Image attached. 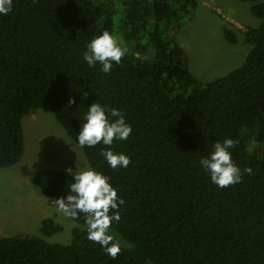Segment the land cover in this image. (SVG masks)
Returning <instances> with one entry per match:
<instances>
[{"label": "trees", "instance_id": "16d2710c", "mask_svg": "<svg viewBox=\"0 0 264 264\" xmlns=\"http://www.w3.org/2000/svg\"><path fill=\"white\" fill-rule=\"evenodd\" d=\"M242 1L260 19L244 32L246 58L205 80L176 38L198 0H13V11L0 15V167L21 160L23 117L32 109L52 111L78 146L87 107L120 109L130 137L82 149L125 200L111 230L121 240L113 243H128L113 259L87 239L86 227L50 242L45 237L63 227L49 217L40 235L0 237V264H264V0ZM104 31L125 52L108 74L83 59ZM222 32L238 42L231 23ZM227 138L237 142L233 161L252 173L218 188L199 160ZM105 147L129 156V166L111 169ZM73 178L45 169L32 182L56 201L70 194ZM74 221L85 225L82 214Z\"/></svg>", "mask_w": 264, "mask_h": 264}, {"label": "rangeland", "instance_id": "374dc122", "mask_svg": "<svg viewBox=\"0 0 264 264\" xmlns=\"http://www.w3.org/2000/svg\"><path fill=\"white\" fill-rule=\"evenodd\" d=\"M226 22L231 23L238 36L235 44L223 36L222 25ZM259 24L260 19L251 13L249 2L198 0L196 17L178 31L176 38L189 54V68L193 74L212 80L242 65L250 48L244 42V32ZM23 128L25 150L21 160L13 166L0 167V237L24 232L40 235L42 220L51 217L62 225L63 230L45 239L67 242L73 228L85 225L58 212L56 201L43 195L32 179L40 170L72 169L75 172L77 167L91 166L83 149L52 111L32 109L23 117ZM114 232L111 230V234L119 239V234ZM122 242L120 245L127 246V241Z\"/></svg>", "mask_w": 264, "mask_h": 264}, {"label": "clouds", "instance_id": "9594fccd", "mask_svg": "<svg viewBox=\"0 0 264 264\" xmlns=\"http://www.w3.org/2000/svg\"><path fill=\"white\" fill-rule=\"evenodd\" d=\"M13 11V0H0V15H7ZM125 55L116 38L108 31L92 39L87 45L83 59L91 68L100 65L102 73L111 72L114 63L119 64ZM87 96V93H83ZM75 103L74 100L69 101ZM82 128L77 135L81 148L95 147L98 144L112 146L114 142L126 141L132 134V126L126 121L122 111L99 102L87 107L82 119ZM233 139L216 141L208 155L199 160V166L206 172L218 188H227L242 181L243 173H252V169L242 170L233 161ZM101 155L113 170L127 168L131 162L130 157L122 152H116L111 147H105ZM73 182L69 186L66 197L56 199L58 212L65 217L77 220L83 215L87 231V239L98 243L113 259L121 251L119 243H113L111 228L114 222L121 220L120 206L125 200L118 196L117 190L110 183V178L91 167L78 169L73 172Z\"/></svg>", "mask_w": 264, "mask_h": 264}]
</instances>
